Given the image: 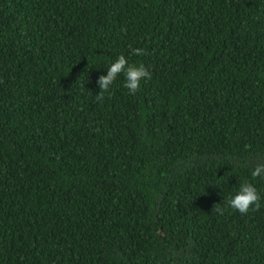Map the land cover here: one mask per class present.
<instances>
[{"label":"trees","instance_id":"16d2710c","mask_svg":"<svg viewBox=\"0 0 264 264\" xmlns=\"http://www.w3.org/2000/svg\"><path fill=\"white\" fill-rule=\"evenodd\" d=\"M262 162L264 0H0V264H264Z\"/></svg>","mask_w":264,"mask_h":264},{"label":"clouds","instance_id":"9594fccd","mask_svg":"<svg viewBox=\"0 0 264 264\" xmlns=\"http://www.w3.org/2000/svg\"><path fill=\"white\" fill-rule=\"evenodd\" d=\"M144 49L134 48L130 55H144ZM121 74L125 77L124 87L129 91V94H135L140 89L141 82L147 78L151 79V73L143 64H130L125 55L121 54L109 67L106 75H101L97 79V84L100 87L99 93L96 95L97 101H102L104 94L109 91L110 86L116 81ZM251 176L264 177V162L257 163L251 171ZM261 194L256 186L251 182L240 184L238 192L229 197L227 204L230 208L237 210L240 214H247L251 211H259L261 207ZM224 209L221 204L217 203L213 206L212 212L223 213Z\"/></svg>","mask_w":264,"mask_h":264}]
</instances>
